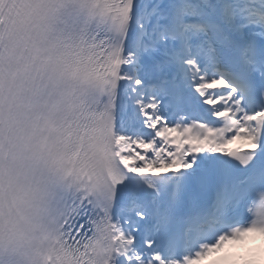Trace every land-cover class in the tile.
<instances>
[{
    "label": "snow or ice",
    "instance_id": "1",
    "mask_svg": "<svg viewBox=\"0 0 264 264\" xmlns=\"http://www.w3.org/2000/svg\"><path fill=\"white\" fill-rule=\"evenodd\" d=\"M0 264H264V0H0Z\"/></svg>",
    "mask_w": 264,
    "mask_h": 264
}]
</instances>
